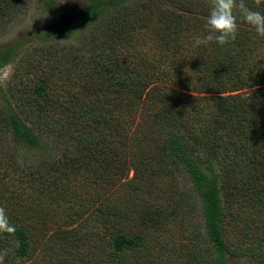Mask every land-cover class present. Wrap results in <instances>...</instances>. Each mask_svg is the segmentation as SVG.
Returning <instances> with one entry per match:
<instances>
[{
    "label": "trees",
    "instance_id": "1",
    "mask_svg": "<svg viewBox=\"0 0 264 264\" xmlns=\"http://www.w3.org/2000/svg\"><path fill=\"white\" fill-rule=\"evenodd\" d=\"M167 1L43 0L50 44L0 45L3 264H264V41Z\"/></svg>",
    "mask_w": 264,
    "mask_h": 264
},
{
    "label": "rangeland",
    "instance_id": "2",
    "mask_svg": "<svg viewBox=\"0 0 264 264\" xmlns=\"http://www.w3.org/2000/svg\"><path fill=\"white\" fill-rule=\"evenodd\" d=\"M57 5H60L63 8L71 7L72 9L79 8L83 6L87 0H55ZM167 1L169 7L173 8L174 5H177V0ZM200 1V0H195ZM203 5L207 6V10L203 7V11L207 13L209 12V3L210 0H202ZM250 2L254 3V0ZM24 6V7H23ZM201 4L198 3L197 7H200ZM201 9L197 8V11ZM45 3L43 0H26L21 9L15 14H9L5 17L6 20L0 19V45L5 44H14L17 41H22L23 46H42L49 45L50 41H42V38L38 37V34L41 32L42 28L45 26L46 22L49 20L50 15L47 12ZM201 14V13H200ZM200 16V15H199ZM1 18V17H0ZM245 24V23H244ZM246 25V24H245ZM250 30L251 28L246 25ZM257 35V34H256ZM197 37L202 38L201 34L197 32ZM255 39H259L258 41H264V37L259 35L254 37ZM24 39V42H23ZM78 38L76 36L72 37H60L57 40H52V44H73L76 43ZM186 42H188V38H186ZM25 43V44H23ZM188 45V44H186ZM187 46L180 50L178 53L179 56L183 55L189 58H196L195 48L193 50H185ZM188 58V59H189ZM13 76V66L9 65L0 70V84H7ZM168 83H163L162 85H167ZM169 85V84H168ZM133 174L130 175L132 177ZM234 239L237 238L236 235H233ZM32 260H28L26 264H31ZM230 264H244L243 260L238 259L237 257H229ZM24 264V263H23Z\"/></svg>",
    "mask_w": 264,
    "mask_h": 264
},
{
    "label": "clouds",
    "instance_id": "3",
    "mask_svg": "<svg viewBox=\"0 0 264 264\" xmlns=\"http://www.w3.org/2000/svg\"><path fill=\"white\" fill-rule=\"evenodd\" d=\"M262 0H254L255 7H249L246 0H210L209 12L204 22L205 35L195 39L196 45H208L217 43L220 46L233 42L239 33L240 20L248 25L254 32L264 37V12L260 8ZM13 225L7 216L5 209L0 207V233H15ZM4 257L0 255V264Z\"/></svg>",
    "mask_w": 264,
    "mask_h": 264
}]
</instances>
